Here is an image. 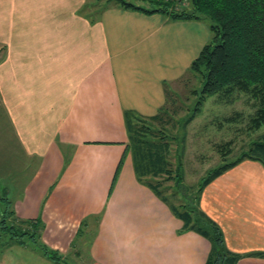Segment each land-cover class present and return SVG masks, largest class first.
<instances>
[{
	"label": "crops",
	"instance_id": "crops-1",
	"mask_svg": "<svg viewBox=\"0 0 264 264\" xmlns=\"http://www.w3.org/2000/svg\"><path fill=\"white\" fill-rule=\"evenodd\" d=\"M86 3L0 0V178L14 181L5 198L16 218L40 222V242L69 261L204 264L208 240L179 233L182 221L136 179L124 111L156 114L164 82L188 68L208 25L113 2L87 16ZM199 208L231 251H264V164L244 159L214 178ZM0 264L52 262L31 243L10 241Z\"/></svg>",
	"mask_w": 264,
	"mask_h": 264
},
{
	"label": "trees",
	"instance_id": "trees-1",
	"mask_svg": "<svg viewBox=\"0 0 264 264\" xmlns=\"http://www.w3.org/2000/svg\"><path fill=\"white\" fill-rule=\"evenodd\" d=\"M106 1H112L123 9L161 13L170 20H208L206 23L210 38L187 69L198 78L199 87L191 91L195 101L186 107V113L177 121L183 132L201 112L206 99L214 95L228 98L227 101H234L239 94L251 96L257 100L258 105L250 118V128L258 130L264 125V0H186L184 3L179 0ZM139 1H148L152 6H144ZM168 111L169 108L163 105L151 116L124 111L128 135L127 151L132 156L136 179L152 190L168 205L171 213L182 221L179 233L194 231L208 240L210 249L204 264H237L247 256L264 258V251H231L226 246L221 227L199 208L200 195L214 178L244 159L257 160L264 164V134L250 141L248 147L233 159H230L233 152L231 140L217 144L219 164L207 171V175L188 194V189L183 184L181 161L175 164L174 169L171 168L168 159L170 143L159 127L160 124L171 122H164ZM172 112L175 113L174 110ZM234 118L235 116L232 117ZM184 138L185 132L180 141L184 142ZM179 145L181 155L183 146L180 143ZM166 181L173 182L171 187H167L172 188V192L164 191L163 183ZM170 197L177 198V201H172ZM1 199L3 208L0 211V235L7 234L10 239L21 244L28 242L35 245L53 264H75L40 242V222L16 218L10 201L5 197Z\"/></svg>",
	"mask_w": 264,
	"mask_h": 264
},
{
	"label": "rangeland",
	"instance_id": "rangeland-1",
	"mask_svg": "<svg viewBox=\"0 0 264 264\" xmlns=\"http://www.w3.org/2000/svg\"><path fill=\"white\" fill-rule=\"evenodd\" d=\"M110 2L112 1L87 0V6L82 8V11L92 15L91 7L100 9L102 5ZM139 3L147 7L152 6L148 1H139ZM202 22L208 23V20H202ZM187 69L178 79L164 84L166 90L164 91L163 106L169 108L167 116H164V122H171L160 124L159 127L163 130V134L167 135V140L170 143L168 159L171 168L174 169L175 164L181 161L183 184L188 189L189 194L191 193L190 190L197 186L201 179L207 175V171L219 164L220 156L216 150L217 144L231 140L233 142V152L230 159H233L241 150L248 147L250 141L264 134V125L258 130L250 128V118L258 105L256 99L249 95L239 94L234 101H227L228 98H218L214 95L206 99L201 112L185 127L184 142H181L184 132L180 129L177 121L186 113V107L195 101V96L191 94V91L199 87L198 78L193 76ZM173 110L175 113L172 112ZM235 113L239 114L235 115ZM233 116H235L234 119H232ZM227 118L229 120H226ZM155 126H158V124H155ZM179 143L183 146L181 155H179ZM9 160L11 161L10 155ZM13 182L11 176L0 178V211L3 208L1 198L7 195L3 187H6L8 191L12 188ZM172 183V181L163 183L165 192L173 191L172 188H167L171 187ZM170 199L174 202L177 201V198L170 197ZM178 201H181V199ZM88 236H90V232H84L77 241V250L81 253L83 252L84 240ZM10 241L17 242L15 239H10L7 234H1L0 250ZM87 251L88 247L84 248L82 256ZM72 256L70 260L75 261V264H80L79 258L82 259V257L74 258Z\"/></svg>",
	"mask_w": 264,
	"mask_h": 264
},
{
	"label": "built area",
	"instance_id": "built-area-1",
	"mask_svg": "<svg viewBox=\"0 0 264 264\" xmlns=\"http://www.w3.org/2000/svg\"><path fill=\"white\" fill-rule=\"evenodd\" d=\"M179 1H181L182 3H184L186 0H179Z\"/></svg>",
	"mask_w": 264,
	"mask_h": 264
}]
</instances>
